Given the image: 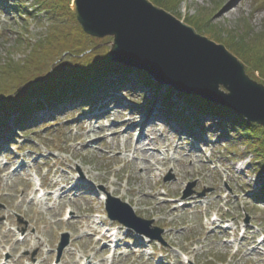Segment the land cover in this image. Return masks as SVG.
Here are the masks:
<instances>
[{"label":"rangeland","instance_id":"obj_1","mask_svg":"<svg viewBox=\"0 0 264 264\" xmlns=\"http://www.w3.org/2000/svg\"><path fill=\"white\" fill-rule=\"evenodd\" d=\"M148 1L199 35L225 46L238 59L232 47L241 43L245 32L251 34L244 43L256 37L261 42V48L254 46L257 58L264 51L260 39L264 35L262 0ZM33 10L30 7L29 12L39 20L12 15L0 5L3 65L38 60L35 54H41L37 52L39 40L47 35L51 23L45 20L44 11L38 14ZM61 20L64 27L74 31L77 21L71 15ZM103 47L109 52L110 41ZM69 61L64 58L56 70L69 66ZM25 69L30 73V67ZM258 75L252 79L260 82ZM11 78L13 81L14 76ZM3 82L4 76L0 78V84ZM16 85L14 82L7 94L14 92ZM117 98L119 101L114 100L111 107L102 106L108 111L104 117L79 115L97 107L95 103L66 111L60 107L45 112V117L27 128L5 134L7 140L0 147V250L6 246L11 249L13 264H25L20 256L27 251L29 258L38 250L37 264H53L61 235L67 233L71 244L59 264H154V258H164L161 264H264V201L252 197L257 195L256 184L264 182V174L256 172L258 167L245 152L246 146L223 139L210 128L206 139L211 137V141L190 142L193 140L186 139L184 131L179 134L170 130L159 118L155 127L150 125L138 140L139 127L133 135L125 131L131 122L139 125L146 118L137 106L141 101L134 95L130 101L124 95ZM154 106L149 107V114L155 111ZM17 163H23V167L12 173L10 168ZM35 173L48 191L53 182L57 189L66 191L72 182L77 184L75 180L80 183L67 197H50L46 205L33 193ZM168 175L173 179L166 183ZM190 183H195L193 195L183 200ZM108 193L129 204L137 216L154 220L156 226L166 230L165 245L145 240L146 246L155 247L150 260L132 241V246L122 245L107 260L111 249L101 246L104 241L98 242L101 237L95 219L112 224L103 200ZM202 193L204 197L198 195ZM180 204L185 206L179 208ZM68 215L71 219L67 221ZM23 229L26 240L18 242Z\"/></svg>","mask_w":264,"mask_h":264},{"label":"water","instance_id":"obj_2","mask_svg":"<svg viewBox=\"0 0 264 264\" xmlns=\"http://www.w3.org/2000/svg\"><path fill=\"white\" fill-rule=\"evenodd\" d=\"M72 11L88 36L113 39L111 61L146 71L178 92L230 107L264 128V85L252 80L225 46L148 0H74ZM107 210L113 221L163 242L164 230L137 217L128 204L110 197ZM68 244L66 234L59 255Z\"/></svg>","mask_w":264,"mask_h":264},{"label":"trees","instance_id":"obj_3","mask_svg":"<svg viewBox=\"0 0 264 264\" xmlns=\"http://www.w3.org/2000/svg\"><path fill=\"white\" fill-rule=\"evenodd\" d=\"M12 1L14 2L9 6L14 11L11 12H15L20 17L26 16L25 18L30 17L39 20L40 18L35 16L34 12H29L30 7H34L33 11L38 14L44 11L45 20L51 23V29L42 40H39L38 46L40 47L37 52L41 54H35L38 58L36 62L27 64L26 61L19 63L11 61L6 65L0 63V78L5 77V82L0 84L1 117L4 114L10 116L12 112H22L28 108L30 100L39 94H50L49 102L54 104L56 101L68 99L67 89L72 91L75 98L88 97L92 99L95 94L103 92L101 87L103 88L105 85H125L135 81L137 85L142 86L139 87L140 90L143 87L151 90L152 88H156V90L161 88L145 72L111 62L106 48L103 47L110 39L101 41L91 38L82 31L78 23H75L74 31L67 26L64 27V21L61 20L63 16L71 15L75 19L70 9L71 0ZM263 3L264 0H262V5ZM158 5L163 7L161 3ZM250 34L245 32L244 37L240 38L242 44L239 43L232 48L235 49L234 53L246 65L250 77H254L257 73L260 83L264 84V51L262 50L263 53L258 55L260 58H257L254 46L261 45L257 37L256 39L252 38L248 44L244 43ZM260 39L264 41V35H261ZM67 57L70 60V67L67 65L56 70V66ZM25 67L31 68L30 73ZM37 75L39 76L34 78ZM13 76L14 80L12 81L11 77ZM110 78L113 79L112 82H108ZM14 82L17 84L14 88L16 90L7 94V90ZM167 92L164 93L166 99L174 96L171 89L167 88ZM178 97L188 104L194 101L186 97ZM209 110H216L220 116L222 121L220 128L227 133L223 134L236 136L234 138L236 141H241L247 145L249 151L255 155L258 161L260 169L257 172H264V129L248 122L238 113L225 108L211 105Z\"/></svg>","mask_w":264,"mask_h":264},{"label":"bare ground","instance_id":"obj_4","mask_svg":"<svg viewBox=\"0 0 264 264\" xmlns=\"http://www.w3.org/2000/svg\"><path fill=\"white\" fill-rule=\"evenodd\" d=\"M137 127H140V135H139V137H138V140H140L141 139V135H144L145 136V134L149 131V126L148 125H146L145 123H141V124H136V123H134V122H131L130 123V128L128 129V131H126V134L127 135H133L132 133H134V131H135V129L137 128ZM146 146V145H145ZM14 172H17V170H15ZM76 186H73V188L72 189H74ZM59 192V190L57 191V193ZM61 192H62V190H61ZM69 192V191H68ZM68 192L67 193H61V195L59 196V194H57V198H63V197H67L68 196ZM48 199H49V195L48 194H46L45 195V201H48ZM25 240H23V242H24Z\"/></svg>","mask_w":264,"mask_h":264}]
</instances>
